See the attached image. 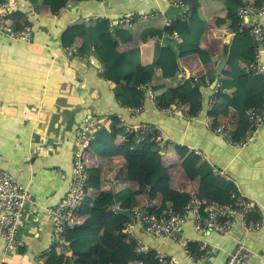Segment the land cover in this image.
<instances>
[{
  "label": "crops",
  "instance_id": "1",
  "mask_svg": "<svg viewBox=\"0 0 264 264\" xmlns=\"http://www.w3.org/2000/svg\"><path fill=\"white\" fill-rule=\"evenodd\" d=\"M20 2L16 19L30 23L35 42L28 45L0 34V168L28 186L30 200L19 232L24 247L9 253L0 237V264H45L54 248L61 249L54 236L55 221L47 209L60 203L69 192L78 130L91 119H105L108 121L106 126L110 127L112 119L120 116L132 124L144 122L160 126L165 132L164 145L160 147L155 142L154 149L143 151L138 157L134 151L137 143L120 136L115 148L110 144L107 146L113 150L109 155L87 151V166L100 169L101 185L99 189L90 188L86 192L85 200H93L81 206L74 236L99 235L108 227L107 220L118 213L117 208L130 209L132 197L123 207L114 201L116 193L125 197L128 191L138 192V205L150 203L149 191L146 188L139 191L137 177L142 168L155 169L169 173L171 188L180 192L201 194L202 185L204 191L212 181L208 201H222L231 190L229 187L235 188L259 205L263 221L256 231H248L239 223L227 233L212 230L200 235L190 215L183 226V234L208 241L214 248V252L201 262L188 259L182 246L171 238L138 232L143 243L174 257L178 264H227L230 253L244 241L257 253L244 264H263L264 124L248 144L239 146L207 126L213 116L218 122L231 121L237 131L240 127L234 108H230L227 116H216L211 113L213 110L208 112L207 109L215 96L214 91L220 87L224 71L229 69L226 64L220 75L216 73L235 36L228 23L217 24V19L226 15L223 4L220 10H215L212 5L209 17L200 8L202 17L207 20L201 47L209 52L210 61H202L197 50L174 53L157 71L152 82L148 80L151 84L177 86L186 79H193L190 74L200 76L201 79L192 83L203 108L188 121L161 112L148 98L143 99L142 113L133 115L116 95L114 83L101 75L104 70L101 62L93 56L81 57L76 53L82 42L65 46L62 41L65 28L82 20L88 22L99 17L115 20L135 10L166 11L168 17L177 12L171 10L168 14V0H84L75 4L65 0V3L55 2V11L48 5L36 11L29 0ZM214 2L218 0H212V4ZM205 7L210 10L211 2ZM165 18V14L148 17L130 26L134 37L127 43L120 42L113 30L104 34L101 40L109 49L125 51L139 47L142 65L149 64L153 61L157 43L176 46L183 39L176 27L173 30L163 28L161 35L149 36L146 40L141 38V32L148 27H164ZM251 20L264 23V15H253ZM260 63L264 66V52H261ZM241 79L248 81L249 78L243 76ZM262 104L263 100L259 105ZM246 128L245 135L249 133L248 125ZM201 163L210 169L202 176L199 175ZM214 167L224 171V175L215 173ZM151 203L153 209L160 210L162 196ZM135 262L131 261V264H138Z\"/></svg>",
  "mask_w": 264,
  "mask_h": 264
},
{
  "label": "trees",
  "instance_id": "2",
  "mask_svg": "<svg viewBox=\"0 0 264 264\" xmlns=\"http://www.w3.org/2000/svg\"><path fill=\"white\" fill-rule=\"evenodd\" d=\"M29 1L34 3L36 11H39L44 5L50 6L55 11V2H64L65 0ZM184 1L190 5L191 14L185 22H176L172 26V30L175 27L179 28L180 35L183 37L182 41L177 43L176 46L157 43L153 61L149 64L142 65L139 47L120 51L109 49L104 45L101 40L102 36L112 30L115 37L122 43H127L134 37L128 25H116L112 28L108 18L99 17L93 21L86 22L82 20L68 25L62 33L63 44L67 46L82 42L76 53L81 57L93 56L98 59L104 68L101 75L114 83L116 95L122 99L123 105L128 108L137 106L143 102L142 91L137 88L138 85L148 80L152 82L157 71L166 65L169 56L172 54H182L186 51L197 50L202 61L206 63L210 61L209 52L201 47V38L207 25V20L202 17L200 12L201 2L200 0ZM222 4L226 10V15L217 19V24L228 23L235 32V36L230 46L226 49L229 69L223 73L220 87L215 94L214 109L211 113L216 116L221 114L227 116L230 108H234L237 112V119L240 122L239 131H237V128L232 127L231 121L225 120L222 122L228 123L232 136L235 139H239L245 135L246 127L249 125L247 109L262 103L264 97V76L252 74L248 77V81L241 79V77L247 76V69H253L251 68L255 62L253 39L248 29L239 30L238 26H236V14L241 0H223ZM14 19L13 22L16 27L30 25L29 22L21 23L16 17ZM183 24L185 26L181 27ZM160 27L144 29L141 32V38L146 40L149 36L161 35L165 27ZM242 63L244 66H241ZM198 79H201L200 76ZM192 82L193 79H186L177 86L151 84V88L156 94L159 106L170 105L179 100L187 111L197 114L203 108V104L199 95L194 93ZM214 121L217 122V118H214ZM156 135L157 132H152L145 137L136 133L128 134L117 117L112 119L110 127L104 126L96 133V138L91 143L89 150H94L103 156L109 155L113 150L108 149L107 146L110 144L111 148H115L114 145L120 136H126L137 143L134 151L140 157L143 151H151L155 148ZM200 168H202L200 176L210 172L205 163H201ZM87 172L88 185L86 192L90 188L99 189L101 185L100 169L87 166ZM137 181L140 184L139 191H143L146 186L151 187L152 199L162 196L163 206L161 209L172 207L177 213L183 214L185 212L190 193L180 192L171 188L169 173L142 168ZM201 189V194L198 193V196L208 201V196L212 191V181L206 185L204 191L203 185ZM229 189L231 190L227 192L226 197L222 201H219L220 203L235 201L236 196L241 194L235 188L229 187ZM126 193H128V196L125 197L120 196V193H116L114 201L125 207L126 200L131 196L133 202L130 209L137 206L136 195L138 192L131 193L128 191ZM92 200L93 198L85 200L84 197L82 205L89 204ZM257 218V215L251 216L252 220ZM128 220V215L115 213L114 217L107 220L108 227L104 228L99 235L74 236L73 232L77 226L76 223L70 235L69 250L66 251L64 246H61L62 250L54 248L45 264H131V261L137 260H142V264H151L155 261V254L153 252L148 254L137 253L135 251V239L130 238L124 232ZM196 245L191 244L193 251H198V246Z\"/></svg>",
  "mask_w": 264,
  "mask_h": 264
},
{
  "label": "built area",
  "instance_id": "3",
  "mask_svg": "<svg viewBox=\"0 0 264 264\" xmlns=\"http://www.w3.org/2000/svg\"><path fill=\"white\" fill-rule=\"evenodd\" d=\"M169 11L175 10L174 14L168 17L157 10H135L127 12L115 20L110 19L113 28L116 25L133 26L138 21L148 17H156L165 14L164 27L171 29L176 22H185L191 14V7L184 0H168ZM67 2L77 3L78 0H67ZM20 0H0V34L5 37L28 45L34 44L35 32L31 25L16 27L14 18L20 6ZM253 15H264L263 0H241L237 10V22L239 30L248 29L254 42L256 61L251 68L247 69L246 77L254 75L264 76V66L259 64L261 52H264V23L251 20ZM72 51L75 48L68 47ZM193 81H198L197 76L189 75ZM142 91L143 99L148 98L156 103L157 108L166 114L177 115L188 121L193 120L198 114H192L179 100L166 106H159L156 94L151 88L150 82H143L137 87ZM217 90L214 91L216 94ZM215 96L208 104V112L214 109ZM133 115H140L144 110V104L139 103L134 107H127ZM249 119V133L239 139L232 136L231 129L226 122H216L210 116L207 126L214 133L221 135L233 145H246L251 141L253 134L264 124V99L262 105H253L247 110ZM122 126L128 134H138L142 137L157 132L155 142L163 147L165 137L164 130L154 124L140 122L132 124L122 116L118 117ZM108 125L105 119H91L86 121L78 130L73 153L72 181L68 194L57 205L48 207V213L55 221L54 236L61 246L68 251L70 235L77 223L79 210L86 195L88 185L87 159L86 153L91 147V143L96 138V133ZM217 174L224 175V171L213 168ZM149 191L150 203L137 205L129 209V220L127 221L124 232L135 239V251L139 254L154 253L155 261L151 264H178V261L159 249H152L143 243L137 236L138 232L152 235L155 237L171 238L177 241L183 248L185 255L191 261L201 262L207 259L214 248L208 241L199 238L186 237L183 234V226L190 219L194 221V226L198 234H205L212 230L218 233H227L236 225L241 223L248 231H256L262 225V213L259 205L250 197L240 194L235 201L220 203L219 201H206L201 199L194 191L190 193L189 200L185 206L183 214L175 212L172 207L155 210L152 207L151 187H145ZM30 200L28 186L18 180L10 172L0 168V237L5 241L9 253L18 248L24 247V242L19 236L21 220L26 210V205ZM257 215V219L252 220L251 216ZM198 244V251H193L191 244ZM257 255L251 247L244 241L239 242L228 257L227 264H244ZM135 263L142 264V260ZM264 264V256H263Z\"/></svg>",
  "mask_w": 264,
  "mask_h": 264
},
{
  "label": "rangeland",
  "instance_id": "4",
  "mask_svg": "<svg viewBox=\"0 0 264 264\" xmlns=\"http://www.w3.org/2000/svg\"><path fill=\"white\" fill-rule=\"evenodd\" d=\"M222 1L223 0H218V2H214L212 4V0H200L201 2V10L206 14L207 17L212 15V5L215 10H220V7L222 8ZM209 2H211V9L206 10L205 5H207Z\"/></svg>",
  "mask_w": 264,
  "mask_h": 264
},
{
  "label": "water",
  "instance_id": "5",
  "mask_svg": "<svg viewBox=\"0 0 264 264\" xmlns=\"http://www.w3.org/2000/svg\"><path fill=\"white\" fill-rule=\"evenodd\" d=\"M227 60H228V53H227V51H225V53H224L223 56H222L221 63H220V65H219L218 68H217V71H216L217 75H220V74L222 73V71H223L225 65L227 64ZM116 211H117L118 213H120V214H124V215H128V213H129V210H127V209H120V208H117Z\"/></svg>",
  "mask_w": 264,
  "mask_h": 264
}]
</instances>
